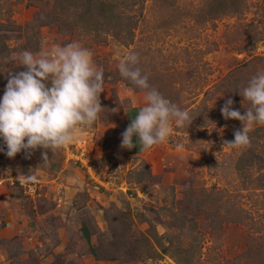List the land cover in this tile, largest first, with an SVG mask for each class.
Wrapping results in <instances>:
<instances>
[{
  "label": "rangeland",
  "instance_id": "obj_1",
  "mask_svg": "<svg viewBox=\"0 0 264 264\" xmlns=\"http://www.w3.org/2000/svg\"><path fill=\"white\" fill-rule=\"evenodd\" d=\"M60 1L0 0V99L8 73L26 70L24 51L75 41L104 71V109L47 162L43 149L9 158L0 138V264H259L264 126L249 147L225 145L242 122L221 108L232 99L245 114L239 92L264 73V0H112L114 16L97 23L102 0ZM133 51L193 120L139 156L121 147L126 108L144 106L145 91L119 72ZM8 174L35 175L40 191Z\"/></svg>",
  "mask_w": 264,
  "mask_h": 264
},
{
  "label": "clouds",
  "instance_id": "obj_2",
  "mask_svg": "<svg viewBox=\"0 0 264 264\" xmlns=\"http://www.w3.org/2000/svg\"><path fill=\"white\" fill-rule=\"evenodd\" d=\"M19 60L26 70L8 73L0 99V138L9 158L21 152L30 158L35 150L43 149L42 158L47 162L49 151L55 154L66 147L100 118L104 109L100 99L104 71L95 66L93 53L75 41L42 48L38 54L24 51ZM138 64V53L133 51L118 66L123 78L145 91L144 106L122 133L121 147L135 148L136 137L148 150L166 142L173 125L184 127L193 120L188 110H182L149 84L148 75L141 72ZM239 94L250 103V108L241 114L233 108L232 99L226 100L221 108L224 119L241 121L242 129L235 131L234 141H225V145L249 147L253 126H264V73L253 76ZM17 179L21 184L37 181L31 174L23 178L19 175Z\"/></svg>",
  "mask_w": 264,
  "mask_h": 264
},
{
  "label": "trees",
  "instance_id": "obj_3",
  "mask_svg": "<svg viewBox=\"0 0 264 264\" xmlns=\"http://www.w3.org/2000/svg\"><path fill=\"white\" fill-rule=\"evenodd\" d=\"M59 1V6H61V8H64V6H63V3L60 1V0H58ZM63 1V0H62ZM94 1L95 0H91V3L93 2V5H94ZM234 1V5L235 4H237V2H239V1H237V0H233ZM63 2H67V1H63ZM117 5L112 1V0H102V2L99 4V6H98V10H97V13L96 14H93L96 18H98V20L95 22V23H97V22H99V20L101 21L102 20V18H105V19H107V18H112L113 16H114V14H112L111 12L113 11V10H115V7H116ZM54 7H58V3L57 4H55V6ZM89 8H91V7H89ZM88 12H91V10L90 11H88ZM220 13H218V11H216L214 14H211V16L212 17H215V16H218ZM92 15V16H93ZM85 20H87V18H85ZM88 21V20H87ZM106 21V20H105ZM105 23V22H104ZM258 40V39H257ZM244 49V47L243 48H241V50H243ZM250 49V48H249ZM83 233H84V235L87 237V239L90 237V235H91V232H90V230L88 229V227H86V226H84L83 227ZM264 236L263 235H261V238H260V241L258 242L259 243V246L258 247H256V250H257V255L258 256H260L261 258H260V261H258V263L259 264H264V238H263ZM262 245H263V248H262ZM162 251L163 252H165V253H167V252H169V250H168V248L167 247H162ZM193 258V257H192ZM191 260V259H190Z\"/></svg>",
  "mask_w": 264,
  "mask_h": 264
},
{
  "label": "crops",
  "instance_id": "obj_4",
  "mask_svg": "<svg viewBox=\"0 0 264 264\" xmlns=\"http://www.w3.org/2000/svg\"><path fill=\"white\" fill-rule=\"evenodd\" d=\"M142 106L141 105H133V106H128L125 110V114H126V124H127V127L131 124V120L132 119H135L136 116L138 115V112L140 110ZM133 112V116L132 118L130 119L129 117V113L130 112ZM135 143H136V147L129 150V149H126L127 153L131 156H139V155H142L144 154L147 150H145L143 148V146L140 144V142L137 140V138H133Z\"/></svg>",
  "mask_w": 264,
  "mask_h": 264
},
{
  "label": "built area",
  "instance_id": "obj_5",
  "mask_svg": "<svg viewBox=\"0 0 264 264\" xmlns=\"http://www.w3.org/2000/svg\"><path fill=\"white\" fill-rule=\"evenodd\" d=\"M19 175L16 174H8V176L6 175V179L7 181L11 184V185H18L19 187H21L24 191V193L26 194H30L31 196H34L37 192L40 191L39 187H38V182H34V183H26V184H21L17 177ZM21 178H23L24 176H20ZM40 195V193H38Z\"/></svg>",
  "mask_w": 264,
  "mask_h": 264
}]
</instances>
